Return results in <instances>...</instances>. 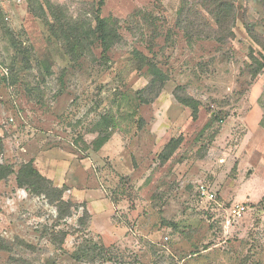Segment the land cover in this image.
<instances>
[{
  "label": "rangeland",
  "instance_id": "374dc122",
  "mask_svg": "<svg viewBox=\"0 0 264 264\" xmlns=\"http://www.w3.org/2000/svg\"><path fill=\"white\" fill-rule=\"evenodd\" d=\"M192 1L0 0V264H264V7ZM59 16L121 41L69 55Z\"/></svg>",
  "mask_w": 264,
  "mask_h": 264
},
{
  "label": "trees",
  "instance_id": "16d2710c",
  "mask_svg": "<svg viewBox=\"0 0 264 264\" xmlns=\"http://www.w3.org/2000/svg\"><path fill=\"white\" fill-rule=\"evenodd\" d=\"M189 1L192 0H182V5L184 6L189 5ZM200 6H202L203 9L214 19L218 31L220 29L221 31H231V29L228 27V23H229V15L233 14V10H234V6L232 2H230L229 0H201ZM262 6L264 7V0H262ZM190 8L189 11L195 13V11L194 10L191 11L192 9ZM180 14L182 13L179 12V15ZM138 18L140 19V17ZM55 19L57 20L58 26L60 27L59 31L61 32V35L64 34V38L66 40L70 38L68 40V43L74 50H71L70 47L71 52L69 53V55H72L74 51L77 50L81 52L83 50V47L89 46L88 45L89 41L93 37L95 40H97L100 43V46L102 48V53H105L106 51L110 50L112 47H114L116 44H118L121 41V37L116 32L119 31L120 29L117 20L109 21L106 19L99 18V16H96L95 25L93 27L92 25H90L89 22L82 23L80 21H72L70 18H67L69 19V21L67 19L62 20L60 16L56 17ZM231 19H233V17L230 18V22L232 23L233 20ZM132 22H135V20ZM244 26L246 31L249 33V35L253 37L254 40H256L257 38L254 37L253 34L254 24L244 23ZM140 28L141 31H143V27ZM257 42H259V40ZM150 66L153 68L152 73L154 77L159 79L158 78L160 76L159 71L156 70L154 66L152 65ZM257 68L254 71V74H258L260 68L259 67ZM179 101L187 106H190L193 110L194 116H196L197 106L196 103L192 101V99L179 98ZM7 173H5L4 169L1 168L0 175H2L3 178L7 176ZM2 177H0V179ZM25 180H28L29 188H31V190L35 192L40 189H43L44 187L46 188V185L49 184V182L45 178L41 177L37 173V171L30 166V164L23 165L17 177V182L19 186L24 185ZM55 190L57 189L54 188L53 191ZM8 246H9L8 244L1 242L0 251H5V252L10 251V248ZM96 248L97 246H94V249Z\"/></svg>",
  "mask_w": 264,
  "mask_h": 264
},
{
  "label": "built area",
  "instance_id": "2783aa9c",
  "mask_svg": "<svg viewBox=\"0 0 264 264\" xmlns=\"http://www.w3.org/2000/svg\"><path fill=\"white\" fill-rule=\"evenodd\" d=\"M198 191L202 197H205L207 200H212L214 198V194L209 192L205 186L200 185ZM248 207L243 204H232L228 211V218L232 220H239L241 219L245 213L247 212Z\"/></svg>",
  "mask_w": 264,
  "mask_h": 264
}]
</instances>
